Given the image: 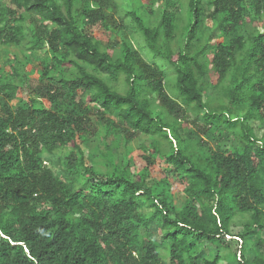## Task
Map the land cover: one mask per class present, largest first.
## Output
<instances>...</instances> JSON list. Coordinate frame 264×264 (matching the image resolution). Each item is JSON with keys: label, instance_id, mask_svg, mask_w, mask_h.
Here are the masks:
<instances>
[{"label": "trees", "instance_id": "obj_1", "mask_svg": "<svg viewBox=\"0 0 264 264\" xmlns=\"http://www.w3.org/2000/svg\"><path fill=\"white\" fill-rule=\"evenodd\" d=\"M0 51V264H264V0H0Z\"/></svg>", "mask_w": 264, "mask_h": 264}, {"label": "rangeland", "instance_id": "obj_2", "mask_svg": "<svg viewBox=\"0 0 264 264\" xmlns=\"http://www.w3.org/2000/svg\"><path fill=\"white\" fill-rule=\"evenodd\" d=\"M124 4H126V2L124 1ZM127 5V4H126ZM159 5H160V2H155L153 4H150L151 8L153 9V11L155 12L153 15L154 16H147L145 17V21L148 20L149 21V17H150V21H154L156 19H158L157 17L159 16L160 13L156 12L158 11L159 9ZM157 16V17H156ZM94 31V30H93ZM93 36L96 35L97 37H99L98 33H96L95 31L93 32L92 34ZM101 36V35H100ZM109 38H112V35L110 34L109 36V33H106L104 31H102V37L101 40H107ZM138 38V39H137ZM137 38H134L133 39V43L136 47V49L141 53V55L143 56V58L147 59L148 61H150V59L153 58L150 50L148 48H146L144 46V42L143 40L141 39L140 36H137ZM17 50V47H14L13 51L15 52ZM0 57H1V51H0ZM156 61H158V63H160V58H156ZM33 68L37 69V62L34 61L33 62ZM165 72H166V80H165V86H166V89L168 91L169 94H171L172 96H176L178 94V91L176 89V75H175V72L172 68H170L169 66L166 67L165 69ZM36 74L34 73L33 75L30 76V79H31V84L32 86L36 85L37 82H36ZM139 142V140H138ZM137 140L135 143H133V146L136 147L138 144ZM95 145V140H93V143L91 145V148ZM174 187L176 188L174 191H175V202L177 204L181 203L183 201L182 197L181 196V189H180V186L179 185H174ZM241 228H242V222L240 220H237L236 224L233 225L231 227V232L232 234H236V233H239L241 231ZM222 264H225L222 262ZM231 264V263H229ZM234 264V263H232Z\"/></svg>", "mask_w": 264, "mask_h": 264}]
</instances>
